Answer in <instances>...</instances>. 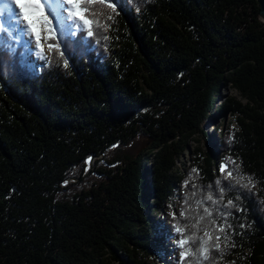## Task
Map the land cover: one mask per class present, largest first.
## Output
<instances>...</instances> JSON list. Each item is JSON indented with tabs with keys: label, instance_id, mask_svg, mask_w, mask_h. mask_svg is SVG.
Segmentation results:
<instances>
[{
	"label": "trees",
	"instance_id": "obj_1",
	"mask_svg": "<svg viewBox=\"0 0 264 264\" xmlns=\"http://www.w3.org/2000/svg\"><path fill=\"white\" fill-rule=\"evenodd\" d=\"M90 11V27L50 15L41 63L0 27V264H163L155 218L175 194L173 264H264L257 0H104ZM225 86L239 98L221 96ZM228 114L236 124L216 143L204 125ZM195 135L205 150L179 167ZM91 157L101 180L78 190ZM205 231L209 258L197 240L183 259L178 241Z\"/></svg>",
	"mask_w": 264,
	"mask_h": 264
},
{
	"label": "snow or ice",
	"instance_id": "obj_2",
	"mask_svg": "<svg viewBox=\"0 0 264 264\" xmlns=\"http://www.w3.org/2000/svg\"><path fill=\"white\" fill-rule=\"evenodd\" d=\"M11 2L15 5H17L20 10L21 14L17 18L18 20H22L26 23L27 27L25 29V32L27 34H30L35 37L37 42V47L41 48V54L43 52V46L41 44V39L49 40V39H55V36L52 35L53 30L48 27V25L51 24V19L49 18L50 15L54 16L58 23L63 25V22L65 20V17H63L60 13L63 11L62 7H58L57 5H63V4H70L71 8L69 9L71 16L70 19L75 22L79 21L81 24L86 26H91L93 23H98L97 21H93L88 19L89 15H94L91 13V5L94 2L98 3H104V0H11ZM47 4V10L45 9V5ZM111 6V5H109ZM31 16V18H30ZM111 19V17H108ZM89 36H91L93 33L91 31H88L87 33ZM49 50L53 49V45H48ZM58 47V46H57ZM65 66H67V62L65 61ZM234 163V162H233ZM226 166H221V171L223 172L225 170ZM195 172L196 170L193 169ZM227 176L231 177L232 172H227ZM217 184L220 183V181L216 182ZM207 200L213 201L212 195L207 196ZM215 203V201H213ZM232 204V201H229V205ZM204 212L211 216L212 213L208 210V208L204 209ZM183 215V213H182ZM203 219V217H201ZM212 223H215L213 221ZM177 233H183L184 229L179 227L177 225L176 227ZM220 232H224V227L219 228ZM204 236L207 237V239H203L201 237L191 236V237H185L178 241V246L182 249H185V251L181 252V257L183 259H186L189 255L192 254L191 250L187 249L185 246L189 243H196L197 240L201 241L200 246H198V251H201L204 254V259L207 260L209 258L208 252L209 248L206 247L208 245V242L210 240H213V235L209 232L205 231ZM225 241L228 240V237H223ZM215 242L211 245V247L219 249L220 248V236L214 237ZM234 246V245H233Z\"/></svg>",
	"mask_w": 264,
	"mask_h": 264
},
{
	"label": "rangeland",
	"instance_id": "obj_3",
	"mask_svg": "<svg viewBox=\"0 0 264 264\" xmlns=\"http://www.w3.org/2000/svg\"><path fill=\"white\" fill-rule=\"evenodd\" d=\"M59 7H62L63 11H61V15L64 16L65 18L67 16H69L70 11L69 9L71 8L70 4H63V5H59ZM4 14L2 16L3 20H6V16H7V11H4ZM1 20L0 21V27H4L8 30V28L6 26H4V21ZM9 31V30H8ZM10 32V31H9ZM11 34V32H10ZM12 35V34H11ZM13 37V35H12ZM13 39H15L13 37ZM16 40V39H15ZM17 42L18 39L16 40ZM22 43V41L20 42ZM23 45L25 43H22ZM25 46L29 47L30 51H31V59L34 60L37 63H41L47 60L49 52L48 50L44 47L43 48V52L41 54V49L39 47H37V43H36V47H32L30 45H26ZM34 55H33V54ZM221 96L228 98L231 96H236L237 98H239L238 92L233 89L232 87L229 86H225L221 89L220 92ZM219 102H217L218 104ZM235 123V117L233 115H226L224 118H218L214 123H209L207 125H204V128L207 130L208 133L211 134V137L214 138V140H216V143L219 141V136L220 133L223 134L224 131L231 127L234 126ZM205 141L201 138L200 135H195V140L190 142L189 144V151L186 152L184 154V156L178 161V165L183 166V163L185 164V166H187L189 164L188 159L194 156V150L196 148H199L201 150H205ZM99 166V163L97 162V160L91 161L88 159V166H87V172L89 173L87 176H85V179L82 182H77V188L79 189H83L86 190L88 188H90V186L97 180H101V178L99 176H96L92 173V170H95L97 167ZM75 179H69V181H72ZM151 199L147 202V213L149 215V217H151L154 220V216H151L150 213V205H151ZM180 201V198L178 197V194H175V196H173L172 199H169L167 203H164L158 213L157 218H155V220H157V224L158 227L161 229V234H162V251L161 254H163V264H173V261L175 260V258H177L176 255V249L174 248V243L172 242V237H171V229H170V216L171 214L174 212L177 202ZM148 207V208H147ZM158 262V261H157ZM113 264V263H111Z\"/></svg>",
	"mask_w": 264,
	"mask_h": 264
},
{
	"label": "bare ground",
	"instance_id": "obj_4",
	"mask_svg": "<svg viewBox=\"0 0 264 264\" xmlns=\"http://www.w3.org/2000/svg\"><path fill=\"white\" fill-rule=\"evenodd\" d=\"M4 11H7L8 13L6 16V20H3L2 18V16L4 15ZM20 14V8L17 5L13 4L11 0H0V21H4V26L8 28V30L16 40L18 39V41H22V43H25L26 45L36 47L37 42L35 37L25 32V29L27 27L26 23L22 20L17 19Z\"/></svg>",
	"mask_w": 264,
	"mask_h": 264
},
{
	"label": "water",
	"instance_id": "obj_5",
	"mask_svg": "<svg viewBox=\"0 0 264 264\" xmlns=\"http://www.w3.org/2000/svg\"><path fill=\"white\" fill-rule=\"evenodd\" d=\"M257 3L260 6L259 18L264 23V0H257ZM94 158L95 157H91V158H89V160L93 161Z\"/></svg>",
	"mask_w": 264,
	"mask_h": 264
}]
</instances>
